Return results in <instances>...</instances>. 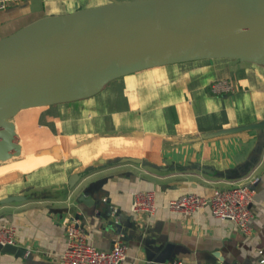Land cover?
Instances as JSON below:
<instances>
[{"label": "crops", "instance_id": "obj_1", "mask_svg": "<svg viewBox=\"0 0 264 264\" xmlns=\"http://www.w3.org/2000/svg\"><path fill=\"white\" fill-rule=\"evenodd\" d=\"M107 3L109 0H26L0 12V40L41 18ZM221 81L230 83L233 90L214 93L213 86ZM114 83L122 86V101L113 87L69 109L73 115L70 120L84 125L86 131L63 133L58 123L57 129L37 126L39 134L66 141V145L39 152L53 158L25 172L8 170L1 175L0 226L16 228L18 247L26 255L20 258L0 252V264H61L67 246V221L75 219V213L84 215L77 221L98 250L110 251L117 241L128 247L125 264H261L264 151L251 172L260 182L254 187L250 236L234 223L215 219L209 209L186 217L171 213L167 205L186 194L210 196L233 183L247 184L244 179L230 180L228 176L252 155L257 133L206 136L264 120V67L202 60L144 70L110 84ZM76 108L79 113H92L78 116ZM36 110L42 113L48 108ZM22 137L31 141L33 136ZM80 140H88V144ZM55 150L60 158L53 155ZM124 158L138 159L142 164L122 163ZM89 168L97 172L89 182L97 183L102 194L93 208L82 205L74 209L77 192L61 188L67 187L73 174ZM203 168H211L224 178L205 175ZM140 191L156 192L158 209L153 215L132 213V196ZM9 197L25 200L2 205Z\"/></svg>", "mask_w": 264, "mask_h": 264}, {"label": "water", "instance_id": "obj_2", "mask_svg": "<svg viewBox=\"0 0 264 264\" xmlns=\"http://www.w3.org/2000/svg\"><path fill=\"white\" fill-rule=\"evenodd\" d=\"M221 59L264 67V0H109L41 18L0 40V162L24 158L12 121L22 111L93 98L110 83L144 70ZM246 131H255L258 142L230 180L244 179L258 166L264 120L206 136ZM53 155L60 158L59 150ZM121 162L142 164L134 158ZM201 171L224 178L211 168ZM96 173L89 168L73 174L61 188L77 192L74 209L93 208L100 198L97 183L89 182ZM24 200L9 197L1 204ZM75 214L76 220L84 218ZM0 252L26 255L18 246L0 245Z\"/></svg>", "mask_w": 264, "mask_h": 264}, {"label": "built area", "instance_id": "obj_3", "mask_svg": "<svg viewBox=\"0 0 264 264\" xmlns=\"http://www.w3.org/2000/svg\"><path fill=\"white\" fill-rule=\"evenodd\" d=\"M26 0H0V12ZM227 81L213 86L216 94H227L232 91ZM247 184L233 183L231 188L215 190L210 196L190 193L169 202L167 209L171 213L192 217L199 211L209 209L211 215L220 221L237 225L242 233L251 235L253 220L252 205L256 197L255 186L260 178L250 173L244 178ZM158 209L156 192L140 191L132 196L131 211L135 215H153ZM0 245L18 246L17 230L12 225L0 226ZM261 264H264V251L260 252ZM128 259V247L117 241L110 251L98 250L90 241V235L79 221H67V246L61 258V264H125ZM166 264H182L172 261ZM220 264V263H214Z\"/></svg>", "mask_w": 264, "mask_h": 264}, {"label": "rangeland", "instance_id": "obj_4", "mask_svg": "<svg viewBox=\"0 0 264 264\" xmlns=\"http://www.w3.org/2000/svg\"><path fill=\"white\" fill-rule=\"evenodd\" d=\"M210 61V60H209ZM211 61H216L218 63H223V62H235V60H211ZM241 63L240 61H236V63ZM190 63V62H189ZM184 64V63H183ZM248 64V63H246ZM178 65V64H176ZM110 85H113L110 87ZM108 85L102 92L106 94V92L113 90L114 88H117V94L116 96L119 97V101L123 100V89L122 86H117L116 83L114 84H110ZM102 93V94H103ZM101 94V93H100ZM112 97H108V99H110ZM90 100V99H89ZM84 101H88L84 100ZM83 101H79V102H74V103H69V104H62V105H57V106H52V107H48V110L40 113V110H36V109H31V110H25L22 111L17 117H15L12 121L15 123L16 125V129H17V134L19 135L20 139H21V146L24 150V158L21 160H16V159H12L6 162H0V167H4L6 166L8 163H11L13 161H22L23 162H19V163H15L12 166H10V168H3L0 169V177L2 174H4L5 172H7L8 170H15V171H21V172H25L28 171L29 169H32L35 166H39V165H43L48 159L53 158L52 155H41V153H39L41 150L43 149H47L50 147H54L57 145H66V141H61L58 140L52 136H45L46 134L41 133L39 134V129L37 128V126L39 125H48L51 126L53 125L55 129H57L55 127V123H58L60 127L59 130L63 133H74V132H81L83 130L86 131V129L82 126V124L78 123V124H74L70 118L71 115L70 112V108L71 107H77V105H79L80 103H82ZM118 106H120V102H118ZM37 109H43V108H37ZM77 112L75 114H78V116H84L87 117L89 115H91L92 111L88 110L87 112H80L79 108H76ZM41 114V115H40ZM74 114V116H75ZM68 119V121H66ZM95 119V118H94ZM96 121V120H94ZM109 120L106 119V121H104L105 123L108 122ZM64 122V124L62 123ZM68 122V123H65ZM86 124L87 126H89V120H86ZM92 122V121H91ZM118 121L114 120V123L116 124ZM23 136H33L31 138V141H24ZM83 143L88 144V140H80ZM80 142V143H81ZM90 146V145H89ZM40 154V155H39ZM38 155V156H37Z\"/></svg>", "mask_w": 264, "mask_h": 264}]
</instances>
